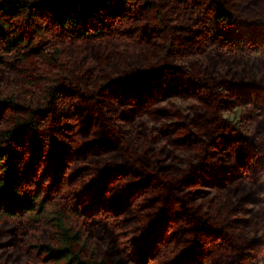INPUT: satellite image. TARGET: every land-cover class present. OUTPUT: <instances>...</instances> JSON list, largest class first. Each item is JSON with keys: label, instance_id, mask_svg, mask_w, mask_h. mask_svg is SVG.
<instances>
[{"label": "rangeland", "instance_id": "374dc122", "mask_svg": "<svg viewBox=\"0 0 264 264\" xmlns=\"http://www.w3.org/2000/svg\"><path fill=\"white\" fill-rule=\"evenodd\" d=\"M219 9L230 11L242 22V28L264 39V0H150L146 3L140 0L135 6V14L124 23L117 24L113 35L105 39L61 38L43 23L40 33L32 36L31 44L21 49L25 56L19 52L2 53L0 46V101H9L0 113V129L11 127L16 117H26L37 108H48L46 122L53 115L59 121L73 122V105L76 102H90L93 105L91 109L96 111L94 105L97 107L100 100L104 101L101 98L108 97L103 94L108 93L115 100V103H108L115 108L102 116L111 127L124 122L121 124L124 131L119 133L118 139L125 145L122 148L125 156L129 158V149H132L136 152V163L150 172L171 176L177 167H185L189 162L198 160L196 151L190 149L195 142L192 141L188 147L189 140L183 134L186 128H190L195 139L207 138L205 133L200 132L207 124H199L209 116L205 110L206 99L184 91L160 97L171 89L166 84L162 91H157L158 94L151 93L147 99L154 101L144 107H149V110L143 112L139 103L125 104L124 91L117 84L108 86L107 82L122 80L127 86L141 81L145 84L141 74L161 69V82L164 84L169 77L168 69L175 67L201 78L224 98L233 99L226 87L232 82L238 86L248 83L264 86V49L234 51L217 42L216 38L222 30L216 27L214 17ZM151 83L149 86L155 87L153 91L159 90L156 87L159 82ZM114 88L117 92L113 91ZM142 89L149 92L145 87ZM52 106L55 107L52 109ZM67 112L70 116L65 114ZM89 116L84 115L82 122L87 121ZM219 116L232 127L230 132L220 131L224 138L223 149L241 136L252 137L264 155L263 111L236 98L228 107L220 108ZM95 120L98 121L97 117ZM77 126L69 127V133ZM118 127L114 128L120 132ZM103 130L92 119L90 126L80 133L71 134L69 140L65 137L61 139L72 149L65 164L68 181L64 185L55 187L58 188L55 190L47 185L49 181L38 179V174H35L28 186L47 196L49 208L59 202L73 211L79 226H85L83 237H88L99 256L107 257L110 264H134L125 250L131 248L132 233L140 225L142 217L153 209H146L147 204H144L152 197L151 191L146 196L141 188L138 192L133 188L134 193L128 191V197L121 201L122 187L116 183L107 192L96 214L93 212V218L85 214L86 207L101 201L89 181L90 172L97 166L119 164L125 160L123 156L116 158L110 153L101 155L98 152L104 150H93V146L87 147L89 143L87 148L82 149L86 142L96 141L97 131ZM133 168L137 169L128 164L122 169L132 173V180H145L142 182L144 186L154 185L147 172L136 176ZM204 188L207 191L198 189L190 192L187 189L178 193L182 201L197 208L210 221L224 226L229 233L239 235L245 241H256L259 245L264 242V190L260 183L237 176L226 188ZM182 230V225L174 223L164 228L163 233L172 237L173 245ZM49 234L44 222L28 218H0V264H39L33 257L37 255L31 244L38 240L46 241ZM167 250L162 246L153 264H162ZM256 257L253 264H264V254H257Z\"/></svg>", "mask_w": 264, "mask_h": 264}, {"label": "trees", "instance_id": "16d2710c", "mask_svg": "<svg viewBox=\"0 0 264 264\" xmlns=\"http://www.w3.org/2000/svg\"><path fill=\"white\" fill-rule=\"evenodd\" d=\"M139 1L0 0L1 52L7 54L19 52L25 56L21 49L31 44L32 36L40 33V25L43 23L61 38L91 41L111 37L117 24L124 23L129 16L135 14V6ZM214 23L222 30L216 38L217 42L224 46L234 51L264 49V39L242 28V22L230 11L219 9L215 13ZM168 70L169 77H166L164 84L161 82L162 73L160 74L163 70L153 69L140 75L145 78V84L141 81L135 83V86L130 83L127 86L125 81L112 80L107 82V85L112 87L113 84H117L126 96L124 103H139L143 112L148 111L149 107H144L154 101L147 99L151 93L158 94L166 84H169L171 89L160 97L184 91L191 96L206 99L205 110L209 116L204 119L205 122L199 121V124H207L200 131L205 133L207 138L195 139L194 134L190 133V128H186L183 134L187 141L189 140L188 147L192 145V141L195 142V146L190 149L196 151L198 160L194 163L189 162L185 167H177L175 172H171V176L150 172L143 165L136 163V152L132 149H129V158L125 156L122 151L125 145L118 139L119 133L124 131L121 125L124 122L111 123L113 125L111 127L110 122H106L102 116L115 108L108 103L109 101L115 103L108 93L103 94L108 96L101 98L104 101L100 100L97 107L94 105L96 111L91 109L90 106L93 105H90V102L85 100L76 102L73 105L75 110L73 122L59 121L55 115L46 122L48 108H37L30 111L26 117H16L11 127L0 129V218L4 220L28 218L34 222L45 223L50 232L48 239L31 244L37 255L32 256L39 264H110L107 257L98 255L95 247L89 243L88 237H83L85 226L83 228L79 226L80 222L74 217L73 211L59 202L51 204L49 208L47 196H42V193L28 186L30 181L33 182L32 177L35 174H38L36 178L49 181L47 185L52 188L60 187L68 181L65 164L72 149L61 139L65 137L69 140L71 134L80 133L90 126L92 119L104 130L101 132L98 130L96 141L86 142L82 149L89 143L87 147L93 146V150H104L98 152L101 155L110 153V156L116 158L123 156L126 161L97 166L90 172L89 181L96 188L95 194L99 195L100 198L97 199L101 201L86 207L87 217L93 218V212L96 214L107 192L116 183L122 187L121 201H125L128 191H132L133 188H136V192L141 188L146 196H149L147 192L152 193V197L144 204H147L146 209H153L142 217L140 225L132 233L131 248L125 250L128 255L130 254V260L134 264H153L162 246L168 249V252L164 253L162 264H253L252 261L257 258V254H264V242L259 245L256 241H245L239 235L229 233L224 226L210 221L200 214L197 208L182 201L178 193L187 189L190 192L198 189L205 192L207 191L205 186L223 189L237 176L255 184L260 183L261 189L264 190V155L260 146L252 137L241 136L223 149L225 144L220 131L230 132L232 127L219 116L220 108L228 107L236 98L251 103L264 112V86L253 83L238 86L236 82L229 83L226 87L233 97L229 99L224 98L221 93H215L207 82L186 69L170 67ZM150 81L159 82L156 85L159 90L153 91L152 88L155 87L151 86ZM144 87L148 89V93L142 89ZM99 90L100 88L96 92ZM116 90L117 88L113 89L114 92H117ZM8 103L9 101H0V113L3 106ZM85 107L88 111L84 110ZM65 114L70 116L69 112ZM86 114L90 116L87 121L82 122ZM40 116L43 118L40 119ZM96 117L98 121L95 120ZM74 124L78 125L77 128L69 133L68 128ZM116 126H119L120 132L116 131L114 128ZM128 164L137 167L133 168L136 176L141 172H147L154 185L144 186L142 182L145 180H135L136 176L132 180V173L122 169ZM138 167L142 170L138 171ZM143 186L145 189H142ZM75 213L79 214L78 211ZM174 223L183 226V233L172 245V237H167L163 230Z\"/></svg>", "mask_w": 264, "mask_h": 264}]
</instances>
